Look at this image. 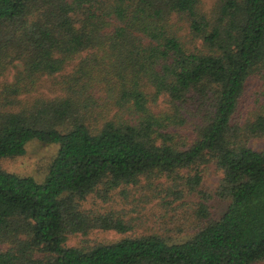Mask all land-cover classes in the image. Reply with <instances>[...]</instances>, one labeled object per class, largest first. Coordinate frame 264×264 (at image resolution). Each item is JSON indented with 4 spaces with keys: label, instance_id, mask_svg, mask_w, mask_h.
<instances>
[{
    "label": "trees",
    "instance_id": "trees-1",
    "mask_svg": "<svg viewBox=\"0 0 264 264\" xmlns=\"http://www.w3.org/2000/svg\"><path fill=\"white\" fill-rule=\"evenodd\" d=\"M254 137L264 0H0V157L58 144L43 180L0 166V264H256ZM116 192L151 211L81 210ZM95 226L124 234L67 242Z\"/></svg>",
    "mask_w": 264,
    "mask_h": 264
},
{
    "label": "rangeland",
    "instance_id": "rangeland-1",
    "mask_svg": "<svg viewBox=\"0 0 264 264\" xmlns=\"http://www.w3.org/2000/svg\"><path fill=\"white\" fill-rule=\"evenodd\" d=\"M213 1L214 0H204V5L209 8ZM183 33L188 34L186 33L185 28H183ZM249 144L255 149H263L264 137L250 138ZM25 149V152L21 155L0 157V166L11 172H16L21 175H30L36 180H43L47 173L48 164L58 149V144L54 142L45 143L36 138H31L26 142ZM200 171L202 175L200 187L210 193H214L215 188L220 181V172L216 169L213 163L202 164L200 166ZM199 197L200 194L190 195V198L193 200H199ZM217 201L218 200L215 197H211L209 199V202L214 205H219ZM150 205L151 203L148 205L149 209L146 210V203L133 200L132 196L116 192V195H114L109 201H98L96 204L93 203L91 197L88 196V198L84 200L81 210L86 212L89 211L90 214L93 211L91 208L95 206L98 209L96 210V213H98V211L103 213L113 211L112 213L115 214L121 215L122 213H126L128 216L132 215L136 218L138 215L142 216L144 213H149L151 211ZM142 206H144V208ZM123 234V232H119L112 228L105 229L95 226L91 227L85 234L79 232L77 234L70 235L67 242L69 244H77L80 240L85 238L114 241ZM256 264H264V259Z\"/></svg>",
    "mask_w": 264,
    "mask_h": 264
}]
</instances>
